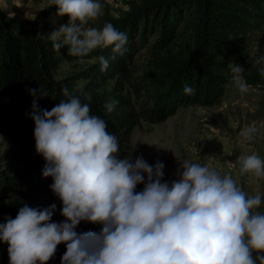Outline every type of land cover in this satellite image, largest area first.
<instances>
[{
    "label": "clouds",
    "instance_id": "9594fccd",
    "mask_svg": "<svg viewBox=\"0 0 264 264\" xmlns=\"http://www.w3.org/2000/svg\"><path fill=\"white\" fill-rule=\"evenodd\" d=\"M50 3L57 16L69 17L49 34L54 50L67 46L80 63L100 48L111 47L112 60L128 51L127 34L111 22L102 29L88 26L103 16L101 0ZM99 63L100 71H107L109 59L100 56ZM255 63H264V57ZM229 66L235 87L248 93L245 69ZM260 72L264 75V67ZM28 91L35 149L45 161L42 174L52 179L49 187L65 219L53 220L55 203L24 204L14 219L4 217L0 241L8 245L9 264H48L61 244L66 246L61 264H264V197L258 190L246 192L238 179L264 180L258 153L238 157L236 177L186 159L169 181L162 161L120 158L119 140L105 119L91 113L90 95L82 98L64 86L65 98L48 110L39 103L49 97L47 91ZM195 91L184 87L186 95ZM117 104L112 100L105 108L111 113ZM258 134L255 125L246 126L238 139L252 143ZM82 222L99 225L100 231L78 232Z\"/></svg>",
    "mask_w": 264,
    "mask_h": 264
},
{
    "label": "trees",
    "instance_id": "16d2710c",
    "mask_svg": "<svg viewBox=\"0 0 264 264\" xmlns=\"http://www.w3.org/2000/svg\"><path fill=\"white\" fill-rule=\"evenodd\" d=\"M140 1L131 3V11L123 19L117 20L107 11L88 26L102 29L105 22H111L127 34L128 49L135 38L147 45V37L156 36L148 47L163 52L153 63L160 70L159 82L165 94L149 114L152 121L164 122L183 107L220 103L232 81L229 65L237 63L247 51V31H257L264 25V0ZM57 11L52 5L35 20L19 21L0 10V136L15 135L23 150V162L25 157L32 159L30 164L25 163L26 171L17 177L8 175L14 168L12 164L0 170V222L6 216L14 219L24 204L48 207L55 203L53 220L65 219L60 214L62 204L49 187L52 179L46 190L32 186L45 161L35 149V124L28 115L33 97L28 89L42 87L48 92L49 97L39 101L40 107L48 110L65 98L61 92L64 86L82 98L90 95L91 113L107 121L108 131L119 140L121 153L130 152L132 132L141 124L142 116L137 113L129 91L134 78L130 51L112 60L111 47L97 49L84 60L104 56L109 59L107 71L101 72L100 63L96 62L71 76L56 79L64 62L79 61L68 55L67 46L54 50L49 34L59 26L40 24ZM63 19L67 24L69 17ZM175 41H179L177 46ZM260 51L264 55L263 41ZM186 84L195 88V95L185 94ZM112 100L118 104L109 113L105 105ZM142 188L138 186V190ZM88 231H100V226L82 222L78 232ZM7 249L8 245L0 241V264H9ZM65 252L66 246L59 245L57 253ZM57 253L48 264H61Z\"/></svg>",
    "mask_w": 264,
    "mask_h": 264
},
{
    "label": "rangeland",
    "instance_id": "374dc122",
    "mask_svg": "<svg viewBox=\"0 0 264 264\" xmlns=\"http://www.w3.org/2000/svg\"><path fill=\"white\" fill-rule=\"evenodd\" d=\"M140 2V0H101L104 13L109 11L117 20L125 18L131 11V3ZM50 6H52L50 0H0V10L19 21L35 20ZM40 24L60 26L65 22L63 17L55 14L41 20ZM155 40L156 36L151 35L147 37V45H144L140 39L135 38L131 48H127L134 69V78L129 91L134 107L142 119L141 124L132 132L130 152L128 154L120 152V158L132 157L134 161L136 157L142 155L151 165L157 160L162 161L165 164V179L169 181L177 178L176 172L186 159L201 164L211 163L221 172H232L234 177L237 176L240 166L239 156L255 151L264 159V75L260 72L263 63L259 65L255 63L258 58L264 56L260 51V43L264 42V25L257 31L250 29L247 31L245 36L247 51L237 63H234L245 69L244 75L250 85L248 93L241 95L232 80L227 85L226 93L220 103L212 106L183 107L160 123H154L149 117L150 112L157 108L156 101H160L165 94L159 82V79H162L159 75L160 70L153 63L158 55H163V52L148 47L152 46ZM178 43L179 41H175L176 46ZM96 62H99V58L87 59L84 63L64 62L55 77L59 80L71 76ZM251 125L259 129L257 140L252 143H240L238 139L240 130ZM191 148H195L196 151H190ZM22 156L23 150L15 135L0 136V170L12 164L14 168L8 175L19 176L26 171L25 163L30 164L32 160L31 157H25L24 163ZM228 158L235 160L236 167L233 170L226 165ZM238 179L246 192L254 193L258 190L264 197V180L254 181L248 176ZM49 180L50 177L45 178L41 173L34 178L32 186L39 191L46 190ZM3 199L6 200L7 197ZM79 229L80 225L77 231ZM57 254L60 258L64 255Z\"/></svg>",
    "mask_w": 264,
    "mask_h": 264
},
{
    "label": "built area",
    "instance_id": "2783aa9c",
    "mask_svg": "<svg viewBox=\"0 0 264 264\" xmlns=\"http://www.w3.org/2000/svg\"><path fill=\"white\" fill-rule=\"evenodd\" d=\"M226 165L230 170H233L236 167L235 160L233 158H228L226 160Z\"/></svg>",
    "mask_w": 264,
    "mask_h": 264
}]
</instances>
